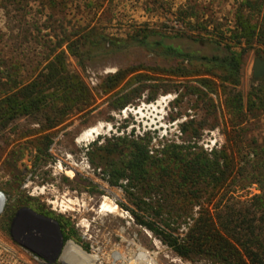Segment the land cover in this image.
<instances>
[{
	"label": "rangeland",
	"instance_id": "374dc122",
	"mask_svg": "<svg viewBox=\"0 0 264 264\" xmlns=\"http://www.w3.org/2000/svg\"><path fill=\"white\" fill-rule=\"evenodd\" d=\"M241 1L0 0V189L8 197L0 224L12 206L30 205L60 219L66 231L75 232L68 240L85 247L90 242L78 225L87 221L91 240L104 243L105 254L123 236L134 237L149 250L160 246L161 264H178V256L191 264H220L204 254L191 259L178 255L161 232L148 227L152 224L184 240L202 205L207 207L209 193L197 204L157 187L147 194L137 182L130 187L128 178L112 186L108 168L113 161L122 165L123 156L114 153L124 140L145 144L153 158L167 161L173 146L184 154H210L233 144L243 154H252L250 145L264 141V109L248 110L252 101L264 102V81L253 76L255 60L264 58V46L235 36ZM143 29L166 34L169 42L203 54L213 50L210 42L216 40L244 51L240 84L224 79L219 69L212 70L218 76L210 74L208 65L173 59L158 49L86 43L79 50L81 61L68 49L80 46L78 38L90 32L118 42L131 40ZM59 53H64L68 71L89 89L88 105L73 106L60 122L59 113L52 119L26 114L10 120L12 114L3 115L7 97L42 80ZM131 66L137 69L112 87V76ZM124 95L132 101L119 108ZM98 124L104 127L95 138L79 141ZM154 172L157 176L156 168ZM259 192L256 183L236 181L214 202L224 196L245 201ZM105 201L117 205L119 213H104Z\"/></svg>",
	"mask_w": 264,
	"mask_h": 264
},
{
	"label": "trees",
	"instance_id": "16d2710c",
	"mask_svg": "<svg viewBox=\"0 0 264 264\" xmlns=\"http://www.w3.org/2000/svg\"><path fill=\"white\" fill-rule=\"evenodd\" d=\"M234 27L236 37L245 38L248 43L255 41L264 46V0H242L236 11ZM168 38V35L155 30L143 29L132 35L131 40L114 42L105 35L90 32L78 38L76 44L80 43V46L69 45L68 49L80 61L83 58H80L79 50L86 43L102 45L109 42L112 46L123 49L133 45L151 51L158 49L163 55L173 59L183 62L198 61L208 65L210 74L218 76L212 70L219 69L224 73L222 76L224 79L236 86L240 84L244 51L237 52L216 40L210 42L213 50L203 54L173 44ZM82 54L86 55V52L83 51ZM64 59V53H59L56 61L48 64V72L44 74L42 80H35L8 96L4 108H7V111L2 112L3 115L12 114L10 120L26 114L43 115L52 119V115L57 116L59 113L60 122L73 106L77 104H81V108L87 106L90 91L79 75L68 71ZM136 69V66H131L118 70L112 76L115 78L112 87L119 85ZM45 90H48L47 94ZM131 101V96L124 95L118 100V107H124ZM262 103L256 105V101H252L248 110L251 112L253 108L264 109V102ZM238 110L242 111L243 107ZM123 145L114 153L123 156L122 165L113 161L108 168L110 185L118 186L120 179L128 178L131 180L130 187H134L133 183L137 182V186L143 188L147 194L157 187L158 191L167 192L170 197H190L193 203L197 204L201 203L199 200L203 194L209 193L207 207L202 205L199 217L195 219L184 240L181 241L165 230L153 227L152 224L148 225L154 231L161 232L164 241L173 247L178 255L191 259L204 254L220 264H264V141L262 143L255 141L253 146L250 145L252 154H243L238 146L233 144L210 154L204 152L184 154L178 150V146H173L168 161L153 158L145 144L124 140ZM105 149L106 147L103 148ZM154 168L157 176H154L155 172L151 173ZM154 180H158L159 183ZM241 180L249 181V184L256 183L260 192L245 201L239 198L227 199L224 196L218 202H214L220 193L225 191L227 194L236 181ZM16 208L18 206L9 208L4 222L0 224L8 234ZM63 228L65 243L75 232L66 231V225H63Z\"/></svg>",
	"mask_w": 264,
	"mask_h": 264
},
{
	"label": "built area",
	"instance_id": "2783aa9c",
	"mask_svg": "<svg viewBox=\"0 0 264 264\" xmlns=\"http://www.w3.org/2000/svg\"><path fill=\"white\" fill-rule=\"evenodd\" d=\"M213 146H215V142L210 147L211 151ZM7 203V194L0 189V218L5 213ZM78 226H81L83 239L90 242L89 246L85 247L67 240L63 244L59 259L55 263H51L37 252L17 243L10 234L0 227V264H71L68 257L75 252L73 248H69V243H72L82 256L89 258V264H161L158 259V254H160V246L158 245L157 250H149L137 243L134 237L125 238L121 236V242L115 244V247L108 254H105L106 245L91 240L89 223L84 220ZM174 262L191 264L179 256L174 259Z\"/></svg>",
	"mask_w": 264,
	"mask_h": 264
},
{
	"label": "water",
	"instance_id": "95a60500",
	"mask_svg": "<svg viewBox=\"0 0 264 264\" xmlns=\"http://www.w3.org/2000/svg\"><path fill=\"white\" fill-rule=\"evenodd\" d=\"M254 78L264 76V58H257L253 66ZM27 224L30 228V235L26 237L27 241L35 245V251L45 257L51 263H55L60 256L64 242H57L54 231L48 227L52 221L44 218L29 208H23L18 211L13 218L10 227V236L23 243L22 226Z\"/></svg>",
	"mask_w": 264,
	"mask_h": 264
},
{
	"label": "flooded vegetation",
	"instance_id": "af4514ba",
	"mask_svg": "<svg viewBox=\"0 0 264 264\" xmlns=\"http://www.w3.org/2000/svg\"><path fill=\"white\" fill-rule=\"evenodd\" d=\"M254 79L257 80V81L258 80H263L264 81V76L259 77V78H254ZM23 208H29V209L33 210L35 213H37L38 215L51 220L52 223L48 227H50L54 231L57 242H64V228H63V223H62V221L60 219H58L52 213H49V212H47V211H45L43 209H39L38 207L30 206V205H24V204L19 205L18 208H16L15 216L17 215L18 211H20ZM29 229L30 228L28 227V225L23 223V226H22V237H20L23 243H20L19 241L15 240V239L14 240L17 243H19L21 245H24L25 247L33 250L34 252H37V251H35V245L32 244L30 241L28 242L27 239H26V237H28L30 235V232H29L30 230Z\"/></svg>",
	"mask_w": 264,
	"mask_h": 264
},
{
	"label": "bare ground",
	"instance_id": "6f19581e",
	"mask_svg": "<svg viewBox=\"0 0 264 264\" xmlns=\"http://www.w3.org/2000/svg\"><path fill=\"white\" fill-rule=\"evenodd\" d=\"M161 104V103H160ZM103 124H98L97 126L91 127L84 131V133L79 137V141H89L93 138H95L96 135L100 133V131L103 128ZM69 174H72V172H69ZM101 208L104 213H119V207L113 203H109L107 201L103 202L101 205ZM69 248H73L74 254L70 255L68 257L69 262L71 264H89V258L82 256L76 249V247L69 243Z\"/></svg>",
	"mask_w": 264,
	"mask_h": 264
}]
</instances>
